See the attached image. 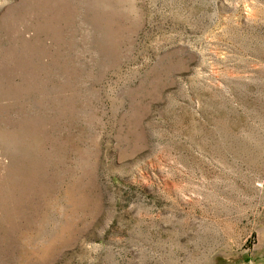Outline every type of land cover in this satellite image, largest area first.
Returning <instances> with one entry per match:
<instances>
[{"label":"rangeland","instance_id":"374dc122","mask_svg":"<svg viewBox=\"0 0 264 264\" xmlns=\"http://www.w3.org/2000/svg\"><path fill=\"white\" fill-rule=\"evenodd\" d=\"M0 264H264V0H0Z\"/></svg>","mask_w":264,"mask_h":264}]
</instances>
